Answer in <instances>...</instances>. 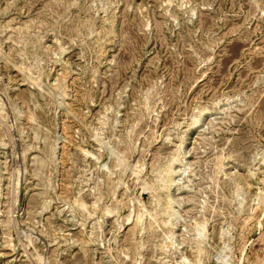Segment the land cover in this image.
Listing matches in <instances>:
<instances>
[{
  "label": "rangeland",
  "instance_id": "374dc122",
  "mask_svg": "<svg viewBox=\"0 0 264 264\" xmlns=\"http://www.w3.org/2000/svg\"><path fill=\"white\" fill-rule=\"evenodd\" d=\"M204 108L179 197L207 237L180 246L264 264V0H0V264H178L134 215Z\"/></svg>",
  "mask_w": 264,
  "mask_h": 264
},
{
  "label": "bare ground",
  "instance_id": "6f19581e",
  "mask_svg": "<svg viewBox=\"0 0 264 264\" xmlns=\"http://www.w3.org/2000/svg\"><path fill=\"white\" fill-rule=\"evenodd\" d=\"M26 54V53H25ZM21 65V64H20ZM21 69V68H20ZM24 70V69H23ZM20 71V70H19ZM28 75V74H27ZM69 75V73H68ZM67 75V76H68ZM63 76V75H62ZM66 76V77H67ZM65 77V76H64ZM73 77V76H72ZM25 79V78H24ZM30 79L33 80V78L30 77ZM35 79V78H34ZM68 78H66L67 80ZM29 79H26V81ZM31 80V81H32ZM39 80V79H37ZM41 80V79H40ZM30 83V82H29ZM32 83V82H31ZM37 84V83H36ZM62 87L65 88V86L62 85ZM70 87V86H69ZM59 92V91H58ZM68 92V91H67ZM67 92L64 90L62 92V99L65 101L68 96ZM58 94V93H57ZM56 94V95H57ZM60 99V100H62ZM232 98H228L227 101L231 100ZM62 101V102H63ZM66 103V102H65ZM64 103V106H65ZM219 103V102H218ZM217 103V104H218ZM60 108V107H59ZM208 108V107H207ZM207 108L202 109L199 111V114H197L190 123L187 124V129L182 132L179 136L178 143L175 145L177 149V153L175 156H173L170 161L157 173L156 181L152 184L149 182L144 185L143 189L147 190V192L151 193L152 197L154 198L155 202L154 205L148 209L147 206L144 203H140V209L139 211L135 212V218L136 221L134 223V226L132 228L133 231H135L137 228L145 229L148 227V229L152 230V236L157 237L158 233L155 232L158 228L161 231L162 234V242H161V248L162 251L170 252L176 257V262L178 264H198L197 260L192 261L186 253L181 248V244L186 241V238L184 236V233H189L193 236L194 241L197 244V249L199 254L202 253L204 247L203 244L206 241V220L199 221L196 217V214L187 211L185 208L181 205V198L179 195L181 194L180 190L184 187H187L181 184L179 180H181V175L186 172V170L191 166V162L187 160V157H185L186 153L189 152L188 150H184V145L186 141V136L189 134V131L192 128L199 127V123L201 122L203 118V112L204 110H209ZM222 108V107H221ZM237 108V107H236ZM67 109V108H66ZM65 109V110H66ZM68 112V110H67ZM70 112V111H69ZM213 112H210L208 116H211ZM228 116V115H227ZM30 117V116H29ZM233 118V117H232ZM216 126V125H215ZM63 138V137H62ZM167 140V139H166ZM54 153V152H53ZM116 153V152H115ZM120 153V152H119ZM116 155V154H115ZM121 155V154H120ZM215 155V154H214ZM222 155V154H221ZM180 156V157H179ZM223 156V155H222ZM126 157V156H125ZM182 157L185 158V162H182ZM227 157V156H226ZM183 158V159H184ZM220 158V157H219ZM118 159V158H117ZM218 159V158H217ZM124 160V159H123ZM122 160V161H123ZM118 161V160H117ZM121 161V160H120ZM215 168L213 173L210 174L209 178L214 183L216 182V178H218V174L224 172L226 175V163L221 161L215 164ZM159 168V167H158ZM230 168V167H229ZM135 169V168H134ZM140 169V168H139ZM143 169V168H141ZM133 170V169H132ZM135 172V171H134ZM133 172V173H134ZM139 173V172H138ZM141 173V172H140ZM193 173V172H192ZM137 175V174H135ZM183 176V175H182ZM189 177V176H188ZM138 179V178H136ZM183 179V178H182ZM155 180V179H153ZM241 180V179H240ZM125 182V181H124ZM187 182V181H186ZM239 183V182H238ZM124 184V183H123ZM144 184V183H143ZM239 185V184H238ZM120 186V185H119ZM237 192L235 193V201H238V204L241 205L242 201L244 200V197L238 189H236ZM226 195V194H225ZM239 196H242L239 199ZM190 197V196H188ZM100 198V197H99ZM102 198V197H101ZM115 199V198H114ZM119 199V198H118ZM101 200V199H100ZM152 200V199H151ZM254 200L256 201V207L264 200V191L258 193ZM75 201H77L75 199ZM82 201V200H81ZM207 201V200H206ZM96 202V201H95ZM140 202V201H139ZM203 202V201H202ZM75 203V202H74ZM122 203L120 202V205ZM73 205V204H72ZM81 205H84V202L81 203ZM86 205V204H85ZM96 205V204H95ZM81 206V207H82ZM201 207H204V205H200ZM255 206V205H254ZM86 207L84 206V209ZM255 208V207H254ZM45 211V210H44ZM51 211V210H50ZM107 213L110 212L106 210ZM229 211V210H228ZM112 213V212H111ZM198 213V212H197ZM94 214V213H93ZM199 214V213H198ZM231 215V214H230ZM264 215V213H263ZM203 217V216H202ZM201 218V217H200ZM205 218V216H204ZM145 219L147 220V225L143 226ZM129 220V219H128ZM259 224L262 225V222L259 221ZM128 225V224H127ZM100 227V226H99ZM183 227V228H182ZM183 230L185 232H183ZM55 231V230H54ZM185 233V234H186ZM222 239L226 245L231 238V232L225 227V224H223L222 227ZM180 236H182L180 240ZM100 237V236H99ZM142 240V239H141ZM91 243H94V237L91 238ZM161 241V240H160ZM102 243V242H101ZM104 244V243H103ZM190 244V243H189ZM194 244V243H193ZM145 245V244H144ZM143 246V244H142ZM159 246V245H158ZM87 247V246H86ZM111 249V248H110ZM197 251V250H196ZM225 251V250H224ZM222 251L219 252L218 256L216 257V263L215 264H232L229 260V254L227 252ZM143 253V252H142ZM88 254V253H87ZM161 254V253H160ZM144 255V254H143ZM142 257V256H141ZM167 257V256H166ZM199 258V257H198ZM139 259V258H138ZM137 259L136 262L139 260ZM42 260V259H41ZM40 260V261H41ZM157 260V259H156ZM163 260V259H162ZM46 262V261H45ZM171 262V261H170ZM139 263V262H138ZM173 263V262H172ZM162 264V263H161ZM164 264H171L165 262Z\"/></svg>",
  "mask_w": 264,
  "mask_h": 264
}]
</instances>
